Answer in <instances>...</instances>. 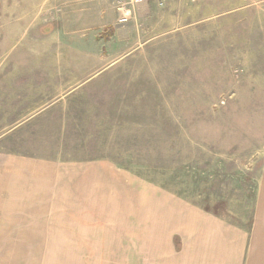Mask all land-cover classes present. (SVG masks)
Instances as JSON below:
<instances>
[{
	"label": "rangeland",
	"instance_id": "rangeland-1",
	"mask_svg": "<svg viewBox=\"0 0 264 264\" xmlns=\"http://www.w3.org/2000/svg\"><path fill=\"white\" fill-rule=\"evenodd\" d=\"M32 1L35 13L26 16ZM154 1L139 33L120 31L112 56L98 62L115 65L92 78L105 101L98 130L130 171L248 225L264 150V0ZM39 3L0 0L2 65L13 44V53L30 51L32 64L68 63L54 43L42 45L48 19ZM63 229L2 234L0 264H137V250L122 247L135 244L132 223L100 228L109 233Z\"/></svg>",
	"mask_w": 264,
	"mask_h": 264
},
{
	"label": "crops",
	"instance_id": "crops-1",
	"mask_svg": "<svg viewBox=\"0 0 264 264\" xmlns=\"http://www.w3.org/2000/svg\"><path fill=\"white\" fill-rule=\"evenodd\" d=\"M111 1L40 0L48 19L40 35L49 38L42 45L54 43L68 63L32 64L27 48L11 52L14 44L0 63V242L9 232H65L66 223L79 234L132 223L135 244L122 247L137 250V264H264V150L243 226L130 171L107 148L96 125L102 86L92 78L115 66L98 62L112 56L120 31L139 33L156 2L120 24ZM36 5L28 3L26 16Z\"/></svg>",
	"mask_w": 264,
	"mask_h": 264
},
{
	"label": "built area",
	"instance_id": "built-area-1",
	"mask_svg": "<svg viewBox=\"0 0 264 264\" xmlns=\"http://www.w3.org/2000/svg\"><path fill=\"white\" fill-rule=\"evenodd\" d=\"M149 0H112V4L116 11L120 14L117 21L120 24H125L132 16L133 10L140 4Z\"/></svg>",
	"mask_w": 264,
	"mask_h": 264
},
{
	"label": "water",
	"instance_id": "water-1",
	"mask_svg": "<svg viewBox=\"0 0 264 264\" xmlns=\"http://www.w3.org/2000/svg\"><path fill=\"white\" fill-rule=\"evenodd\" d=\"M50 30V28H47L45 32H48Z\"/></svg>",
	"mask_w": 264,
	"mask_h": 264
},
{
	"label": "trees",
	"instance_id": "trees-1",
	"mask_svg": "<svg viewBox=\"0 0 264 264\" xmlns=\"http://www.w3.org/2000/svg\"><path fill=\"white\" fill-rule=\"evenodd\" d=\"M207 209V208H206ZM214 213H217L216 211H215V209H214V211H213Z\"/></svg>",
	"mask_w": 264,
	"mask_h": 264
}]
</instances>
